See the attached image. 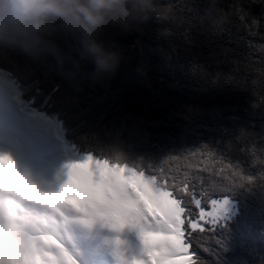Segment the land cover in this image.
<instances>
[{
    "label": "snow or ice",
    "instance_id": "snow-or-ice-1",
    "mask_svg": "<svg viewBox=\"0 0 264 264\" xmlns=\"http://www.w3.org/2000/svg\"><path fill=\"white\" fill-rule=\"evenodd\" d=\"M171 9L156 16L172 26L162 34L190 48L193 18L203 21L208 9L200 14L191 0H175ZM229 10L243 33L238 47H212L206 62L187 64L172 63L175 45L153 52L194 91L223 99L239 93L242 103H179L161 120L120 127L73 110L70 97L56 95L60 85L46 86L41 66L52 57L64 77L71 60L64 52L0 49L13 61V70L0 67V264H77L59 228L73 212L85 225L135 237L117 240L118 264H248L242 249L257 228L264 235V84L257 88L264 81V0ZM220 64L228 71L213 70ZM101 139L109 150L94 153ZM73 178L81 184L77 199Z\"/></svg>",
    "mask_w": 264,
    "mask_h": 264
},
{
    "label": "trees",
    "instance_id": "trees-1",
    "mask_svg": "<svg viewBox=\"0 0 264 264\" xmlns=\"http://www.w3.org/2000/svg\"><path fill=\"white\" fill-rule=\"evenodd\" d=\"M191 2L200 14H204L205 9H208V13L203 21L193 18L191 37L195 43L190 48H186L175 36L163 35L164 29L172 26L156 19L157 14L171 15V5L175 0H155L157 8L151 18L140 24L136 30L128 35L104 37L110 47L115 45V50L119 51L121 57L118 69L107 81L103 84H93L87 80H81L78 85L69 83L59 71L54 69V58L47 57L40 69L41 72H47L46 86L60 85L56 95L70 97L73 101L71 106L73 110L87 111L90 119L109 128L124 124L131 125L138 120H161L179 103L205 106L212 103L237 101L242 103L239 93L223 99L217 95L210 96L194 91L190 87L189 79L180 71L173 73L164 68L160 55L153 52L157 48L171 52L175 45L177 53L173 55L172 63L176 64L179 60L187 64L193 59L206 62L209 48L238 47L236 41L243 33H237L233 27L234 16L229 6L245 0H216V5L227 13L223 18L217 6L215 11H209V0H191ZM252 11L259 13V8L253 6ZM256 39L259 41V37ZM239 47H242V43ZM61 48L70 59L79 58L78 47L75 44L63 43ZM0 67L13 70V61L0 57ZM212 68L227 72L229 65H213ZM261 84H264V81L258 80L257 88L261 87ZM99 143V147L92 145L94 153L109 150L110 146L103 139ZM240 255L248 264L264 262V235L259 228L254 231L252 239L242 249Z\"/></svg>",
    "mask_w": 264,
    "mask_h": 264
},
{
    "label": "clouds",
    "instance_id": "clouds-1",
    "mask_svg": "<svg viewBox=\"0 0 264 264\" xmlns=\"http://www.w3.org/2000/svg\"><path fill=\"white\" fill-rule=\"evenodd\" d=\"M216 6L209 0L210 12ZM156 8L155 0H0V49L48 47L63 54L61 44L71 42L79 58L65 59L64 78L74 85L103 84L121 58L104 37L130 34Z\"/></svg>",
    "mask_w": 264,
    "mask_h": 264
},
{
    "label": "bare ground",
    "instance_id": "bare-ground-1",
    "mask_svg": "<svg viewBox=\"0 0 264 264\" xmlns=\"http://www.w3.org/2000/svg\"><path fill=\"white\" fill-rule=\"evenodd\" d=\"M81 168L86 169L87 165H83ZM80 188V181L73 178L70 189L73 199L81 196ZM141 196L149 208L155 210V204L150 197L145 193H142ZM55 220L56 217H46L49 224L54 223ZM59 228L70 243L77 264H118L115 256L117 240L121 242V245L128 241H135V237L127 231L114 233L101 224L85 225L78 220L77 214L74 212L70 213L66 220L60 221Z\"/></svg>",
    "mask_w": 264,
    "mask_h": 264
},
{
    "label": "rangeland",
    "instance_id": "rangeland-1",
    "mask_svg": "<svg viewBox=\"0 0 264 264\" xmlns=\"http://www.w3.org/2000/svg\"><path fill=\"white\" fill-rule=\"evenodd\" d=\"M112 238H113L114 240H116V239L114 238V236H112Z\"/></svg>",
    "mask_w": 264,
    "mask_h": 264
}]
</instances>
